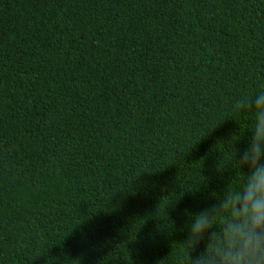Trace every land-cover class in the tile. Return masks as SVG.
<instances>
[{
  "label": "trees",
  "instance_id": "1",
  "mask_svg": "<svg viewBox=\"0 0 264 264\" xmlns=\"http://www.w3.org/2000/svg\"><path fill=\"white\" fill-rule=\"evenodd\" d=\"M250 90L264 0H0V264H186Z\"/></svg>",
  "mask_w": 264,
  "mask_h": 264
},
{
  "label": "clouds",
  "instance_id": "2",
  "mask_svg": "<svg viewBox=\"0 0 264 264\" xmlns=\"http://www.w3.org/2000/svg\"><path fill=\"white\" fill-rule=\"evenodd\" d=\"M233 107L251 114L249 135L231 145L240 181L198 211L183 210L186 264H264V90L237 96Z\"/></svg>",
  "mask_w": 264,
  "mask_h": 264
}]
</instances>
